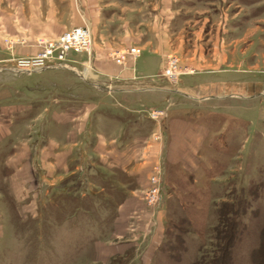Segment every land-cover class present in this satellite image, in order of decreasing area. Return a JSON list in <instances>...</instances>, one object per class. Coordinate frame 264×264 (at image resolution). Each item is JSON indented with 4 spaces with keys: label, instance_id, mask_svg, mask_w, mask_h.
<instances>
[{
    "label": "rangeland",
    "instance_id": "1",
    "mask_svg": "<svg viewBox=\"0 0 264 264\" xmlns=\"http://www.w3.org/2000/svg\"><path fill=\"white\" fill-rule=\"evenodd\" d=\"M0 264H264V0H0Z\"/></svg>",
    "mask_w": 264,
    "mask_h": 264
},
{
    "label": "built area",
    "instance_id": "2",
    "mask_svg": "<svg viewBox=\"0 0 264 264\" xmlns=\"http://www.w3.org/2000/svg\"><path fill=\"white\" fill-rule=\"evenodd\" d=\"M37 44L41 47L40 52L36 57L30 60L22 61L20 63L22 68H31L35 70L57 67L64 68V65H66L65 59L68 54H90L93 41L90 30L87 27H76L62 33L53 40L48 38H39L37 40ZM140 54V48L128 47L115 51L112 56L118 66L128 68L129 63H134ZM53 60L58 61V65L51 64ZM179 68V59L177 56L170 54L166 60L163 76L170 80L177 79V76L180 73ZM161 114L162 112L153 113V116L158 117V115ZM163 176L162 171L159 170L157 174L150 177V181L154 186L147 192L146 197L153 205L160 204V187Z\"/></svg>",
    "mask_w": 264,
    "mask_h": 264
},
{
    "label": "crops",
    "instance_id": "3",
    "mask_svg": "<svg viewBox=\"0 0 264 264\" xmlns=\"http://www.w3.org/2000/svg\"><path fill=\"white\" fill-rule=\"evenodd\" d=\"M60 35V34H59ZM134 46H137V47H139L140 49H142L143 50V53H142V55L145 53V54H147L146 56H147V58H148V60L149 61H152V64L156 67V68H158V65H159V59L161 58V57H163L164 56V54H165V50L164 49H161V48H158V47H156V46H148L146 43H144V42H139L138 41V43H136V45H134ZM141 55V56H142ZM140 57V56H139ZM138 57V58H139ZM161 60V59H160ZM148 64V63H147ZM108 66L110 67V65L108 64ZM112 68V70H108L109 72H111V71H115L116 69L113 67V66H111ZM150 67V66H149ZM152 67V66H151ZM99 71L100 72H103L104 70H102V69H100L99 68ZM107 71V70H106ZM137 72V71H136ZM106 73V72H105ZM125 73V72H124ZM124 73H122V75L124 76V77H122L123 79H120V82H122V85H126V84H129V83H131L133 80H132V77H130L128 74H124ZM127 73V72H126ZM136 74V73H135ZM137 76V75H136ZM135 76V79L134 80H137V82L139 81V82H142V81H144V82H146V83H149V84H151L152 82H154V80L153 79H143V80H141L138 76L136 77ZM137 78H139L140 80H138Z\"/></svg>",
    "mask_w": 264,
    "mask_h": 264
}]
</instances>
